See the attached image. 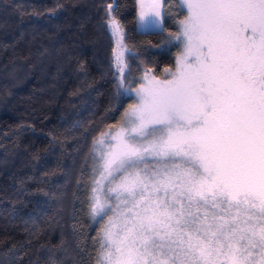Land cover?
Instances as JSON below:
<instances>
[{
  "label": "snow or ice",
  "instance_id": "6c2138e0",
  "mask_svg": "<svg viewBox=\"0 0 264 264\" xmlns=\"http://www.w3.org/2000/svg\"><path fill=\"white\" fill-rule=\"evenodd\" d=\"M183 4L176 73L146 72L95 141V264H264V0ZM140 7L161 15L160 0Z\"/></svg>",
  "mask_w": 264,
  "mask_h": 264
},
{
  "label": "trees",
  "instance_id": "16d2710c",
  "mask_svg": "<svg viewBox=\"0 0 264 264\" xmlns=\"http://www.w3.org/2000/svg\"><path fill=\"white\" fill-rule=\"evenodd\" d=\"M137 11L136 0H0V264H95L91 147L132 104L127 88L174 67L186 16L164 0L162 28L140 31Z\"/></svg>",
  "mask_w": 264,
  "mask_h": 264
},
{
  "label": "rangeland",
  "instance_id": "374dc122",
  "mask_svg": "<svg viewBox=\"0 0 264 264\" xmlns=\"http://www.w3.org/2000/svg\"><path fill=\"white\" fill-rule=\"evenodd\" d=\"M136 1H137V4H138V11H137V23H138V29H139L140 31H153V30H160V29L162 28V8H163V2H164V0H160L161 7H160L159 10H160L161 15H160L159 18H154V17L149 16V17H146L145 19H142V18H141V7H140L141 0H136ZM178 2H179L180 5L185 9V13H186V15H187L186 7H185L184 4H183V0H178ZM185 17H186V16H185ZM147 19H157V20H158V23H157L155 26H151V27L146 26V20H147ZM181 31H182V28H180V32H179V34L181 33ZM178 42H179V45H180V51H179V53L175 56V65H174L173 68L164 71L165 73H164L163 79H159V80H169V79H172L173 74L176 73V70H177V60L179 59L180 55H181L182 52L184 51V43L182 42V38H181V40H178ZM144 75H145V74H144ZM149 75H150V74H149ZM151 76H152V75H151ZM143 83H145V81H144V76H143V78H142L141 83H139V84L136 85V86H132V87H129V88L126 89L127 91L125 92V94H126L127 97H130V98L132 99V104H131V105H130V106H129L124 112H123L122 120H121V122L118 124V126L115 127V128H118L119 125L123 122L125 112H126V111H127V110H128L133 104L139 102V97H138V95H137V93H136V89H138V88L140 87V85L143 84ZM115 128H113V130H114ZM107 131H109V129L106 130V131H104V132H107ZM104 132H102V133H104ZM100 135H101V134H100ZM100 135L95 139V141H96L97 139H99ZM95 141L93 142V145H92L91 150H90V153H89V155L91 156V159L93 158L94 155H97V153L94 152V149L97 147ZM92 160H93V159H92ZM92 165H93V162H92ZM92 187H94L93 184H92ZM106 220H107V217L105 218V222H106Z\"/></svg>",
  "mask_w": 264,
  "mask_h": 264
}]
</instances>
